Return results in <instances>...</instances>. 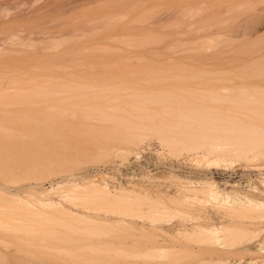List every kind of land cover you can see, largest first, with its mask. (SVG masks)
<instances>
[{
    "label": "bare ground",
    "instance_id": "1",
    "mask_svg": "<svg viewBox=\"0 0 264 264\" xmlns=\"http://www.w3.org/2000/svg\"><path fill=\"white\" fill-rule=\"evenodd\" d=\"M65 1L102 2L106 34L96 47L70 38L30 50L33 29L52 15L30 0H0V154L10 157L0 163V263L264 264V34L225 44V63L206 69L202 52L168 62L151 47L165 40L159 30L121 23L123 43L145 48L144 62L99 67L95 51L109 50L117 0ZM173 1L175 24L188 27L207 0ZM209 3L214 11L199 23L218 24L210 36L219 38L240 36L233 22L259 2ZM28 9L46 13L23 16ZM249 17L248 32L264 28V13ZM18 120L51 128L67 120V135L58 149L33 134L3 139ZM19 148L33 156L11 163ZM238 173L249 184L228 190L218 181L227 186Z\"/></svg>",
    "mask_w": 264,
    "mask_h": 264
},
{
    "label": "rangeland",
    "instance_id": "2",
    "mask_svg": "<svg viewBox=\"0 0 264 264\" xmlns=\"http://www.w3.org/2000/svg\"><path fill=\"white\" fill-rule=\"evenodd\" d=\"M30 1H32V7L43 5L45 11L50 12V14L52 15V19L49 18L46 20H42L41 22H39L38 26L33 29L35 33L29 36L30 40L27 43L28 45H30V47L32 46L31 48H29L30 50L42 48L40 47L42 45L41 43L51 45L54 44V42L68 40L70 38L79 41L87 40L88 46H90V48H94L96 47V44L100 43L98 39L102 38V36H105L106 34L103 29V23L106 20L102 19L99 14V7L102 2H98L88 6H75L78 3L70 4L65 0ZM212 1L213 0H210V2ZM252 2H259L256 6L257 10H246L248 7H244L243 9H241L243 12V14H241V17L238 18L237 21L233 22V26H235V28L238 25L244 27L241 28L242 34L240 36H236L233 32H228L225 36L217 38V36L210 35L214 34V32L217 30L218 24L212 26L211 23H199L200 19L207 17L212 13V11H214V6L209 3V0L198 4L196 13H194L191 18L187 19L188 22L196 21V23H193L188 27H180L181 25L175 24L176 20L181 17V6L180 4H176V1L117 0L114 2L112 11V14L116 17L111 21L113 27L109 32V38L106 39V42L110 44V47L108 48L109 50H106V48L96 50V53L94 55V59L96 61L94 64L100 67L107 62H120V65L125 66V68L127 65H136L138 67L142 65V63L144 62V56L140 52L145 48L131 46L123 43L124 38L118 25H120L121 23H125L133 33L137 32L134 27H138L139 29L141 28L144 30H148L151 28L159 30L160 33L165 37V40L163 43L152 45L151 47L166 52L167 54L165 56V60L168 62H178L185 56L198 55L199 52H202L201 54L203 56L201 57H203L204 60L201 65H203L204 68L220 69L223 63H225V61L227 60L228 56L223 52V47L225 44H228L230 42H238L243 39H256L257 37L264 34V28H260L259 32L255 34L248 32L246 29L251 24L252 18L249 17L251 14L262 16L264 13L260 12V10L264 8V3L262 2V0H252ZM60 6H63V8L59 11H56V9L58 10ZM32 7L29 9H32ZM29 9L24 11V14L22 15L25 17L33 18V15L46 13L45 11L41 10L42 12H37L36 14L32 15ZM12 13L13 14L11 16H15V13ZM84 23L86 24L84 32H75V29L81 28V24ZM28 29L32 30L31 27H29ZM234 30L235 29H233V31ZM25 35H27V32L24 31V33L20 34V37L23 38ZM91 37H94L95 39H90ZM100 47L102 46L100 45ZM185 62L188 63L187 61ZM186 63H184L185 66ZM200 63L201 62H198L197 65ZM152 143L153 144L150 146H153L155 148L156 142L152 141ZM117 163L119 162H111L108 163V165L110 164L112 166H116ZM121 167L122 166H120V168ZM102 168H104V166H102ZM226 170L227 172H230L228 171V169ZM107 171L108 174L114 175V177L117 176L116 174H118V171L116 170L109 169ZM250 171L253 172L252 182L256 181L258 179H256L258 171ZM97 178H100V176H97L95 179ZM232 178L233 179H230L232 181L229 183V185L227 184L228 187L230 186V184H236L242 187L243 183L241 184V182L239 183V181L244 182V184H246L247 182L244 178H241V173L236 174ZM218 181H220L222 187H226L228 190L232 188V185L230 186V188L224 186V180L218 179ZM247 183L249 184V182ZM47 185V183L44 184V186ZM27 191L29 190L27 188H24L19 194L23 195ZM217 210L218 209L216 207L210 208V211L212 213H216Z\"/></svg>",
    "mask_w": 264,
    "mask_h": 264
},
{
    "label": "crops",
    "instance_id": "3",
    "mask_svg": "<svg viewBox=\"0 0 264 264\" xmlns=\"http://www.w3.org/2000/svg\"><path fill=\"white\" fill-rule=\"evenodd\" d=\"M11 121H16V120H11ZM18 121L21 122L19 125H16L13 122L12 124H10L11 129L1 130V135H2L1 137L3 139L7 138L8 136H11V137H16L20 141L24 140L26 142V138L29 136V134H33L34 137H36L37 145L45 149L46 142L48 141L51 147H53V144H55L54 148L57 146L58 149V140H61L62 136L66 137L67 135V127H66L67 120L64 121V125H63L64 127H61L62 120H57L60 125L55 124L53 125L52 128L45 120H18ZM35 129H38L40 133L37 132V135H35L34 134V132L36 131ZM52 132L55 133L56 136L58 135L57 140L51 138L50 134ZM17 150H18V154L15 155V157L11 155L14 158L11 163H15V161L22 163L23 161L25 162V158H30L31 156H33L32 152L28 153L27 151H24L22 148H19ZM59 151L62 156V150L60 146H59ZM42 152H43L42 149H39V151H37V153L40 155L41 158H46ZM50 157L53 158L52 156H49V158ZM9 162H10L9 155H7L6 153L0 154V163L7 164ZM30 164H34V163L30 162Z\"/></svg>",
    "mask_w": 264,
    "mask_h": 264
}]
</instances>
